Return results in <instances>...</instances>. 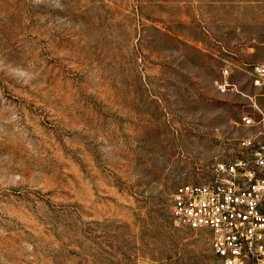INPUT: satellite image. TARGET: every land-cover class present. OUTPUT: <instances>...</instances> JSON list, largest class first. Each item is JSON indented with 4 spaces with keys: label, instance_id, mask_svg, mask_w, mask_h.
I'll return each instance as SVG.
<instances>
[{
    "label": "rangeland",
    "instance_id": "374dc122",
    "mask_svg": "<svg viewBox=\"0 0 264 264\" xmlns=\"http://www.w3.org/2000/svg\"><path fill=\"white\" fill-rule=\"evenodd\" d=\"M258 64L264 0H0V264H217L172 195L264 142Z\"/></svg>",
    "mask_w": 264,
    "mask_h": 264
},
{
    "label": "built area",
    "instance_id": "2783aa9c",
    "mask_svg": "<svg viewBox=\"0 0 264 264\" xmlns=\"http://www.w3.org/2000/svg\"><path fill=\"white\" fill-rule=\"evenodd\" d=\"M254 75L264 87V66ZM241 143V157L218 161L211 178L182 183L172 195L175 224L208 230L217 264H264V142L250 136Z\"/></svg>",
    "mask_w": 264,
    "mask_h": 264
}]
</instances>
